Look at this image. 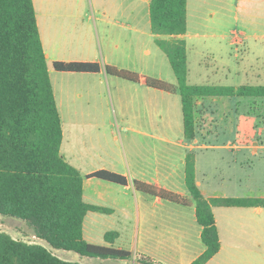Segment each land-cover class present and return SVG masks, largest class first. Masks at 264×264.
<instances>
[{
  "label": "crops",
  "instance_id": "crops-1",
  "mask_svg": "<svg viewBox=\"0 0 264 264\" xmlns=\"http://www.w3.org/2000/svg\"><path fill=\"white\" fill-rule=\"evenodd\" d=\"M33 1L48 64L93 62L101 66V71L98 73L56 71L60 75L57 78V87L54 85L49 68L63 127L61 156L84 177V201L111 210L110 214L100 212L87 214L84 238L88 243L93 244L94 229L91 231V228H87L88 218H91L94 226L101 220L134 222L137 225L135 237L138 248L135 254L131 249L126 250L116 242L120 238L119 232V237L114 243L105 240V244L101 245L129 251L133 259L112 260L85 257L86 264H123V262L137 264L134 258L138 253L148 255L163 264H192L205 252L206 248L201 242L202 227L197 223L196 203L187 187L186 153L182 167L183 186H186L187 191H183V188L177 187L175 171L169 165L164 167L162 173L160 164L159 167L156 165L154 168L152 146L154 140L167 145L171 144L169 129L174 127V122L169 118L165 119L161 114L155 113V98L166 101L169 113L170 104L182 109L181 96L148 87L145 81L148 75L143 73H139L144 78L138 83L120 80V78L112 82L105 78V75L110 76L105 71L106 66H118L117 63H113L111 56L122 55L131 58L135 55L139 37H146L149 40L153 51H146V54L153 57L156 65L166 64V61L170 63L167 54L157 41L186 40L189 35L188 28L185 35L154 34L150 19L151 0ZM94 8L96 15L92 10ZM140 10L148 11L145 17L141 16ZM141 19H147V23L140 24ZM106 25L118 28V34L105 35ZM262 39L256 34L246 35L240 44L258 47L259 42L263 43ZM99 51L102 57H99ZM237 58H240L239 55ZM260 59L261 57L258 56L256 61L258 67L255 70V67L250 66L246 60H241L234 66L227 65L223 67V70L218 69L215 73L216 80L220 81L219 78L222 76L235 81V78L243 75V77L251 78L257 86H264V61L259 62ZM106 83L108 86H113L114 97L123 116L121 122L128 124L122 128V130L125 129V137L127 138V133H130L131 136L135 135L132 138L135 137L136 140L138 137L144 138L146 143H149V154L148 152L140 153L134 148L135 158H132L134 161H131L126 154L123 158L121 138L115 132L113 110L102 101ZM109 91L111 92L110 89ZM126 96H129V99ZM134 112L136 113L133 114ZM125 116L126 118L130 116V119L126 120ZM159 126H164L168 130L155 137L154 128ZM182 134L184 138L179 141V147L185 152L187 148L194 151L195 146L185 145L184 118ZM193 143H197L196 138ZM101 170L125 176L128 179V185L122 186L87 177ZM135 180L180 194L190 201V205L185 207L137 192L133 184ZM198 185H200L199 182ZM217 209L223 216L221 220L217 215ZM213 213L220 236L221 250L207 264H264V206H216L213 208ZM21 235L24 238H36L32 230L30 235L22 233ZM13 237L21 239V236ZM37 240V243H43ZM58 252L61 253H54L60 258L77 262L74 256L68 255L67 252Z\"/></svg>",
  "mask_w": 264,
  "mask_h": 264
},
{
  "label": "trees",
  "instance_id": "trees-1",
  "mask_svg": "<svg viewBox=\"0 0 264 264\" xmlns=\"http://www.w3.org/2000/svg\"><path fill=\"white\" fill-rule=\"evenodd\" d=\"M188 0H151L150 19L156 35L179 36L187 33ZM167 54L177 84L145 77L150 88L180 94L186 140L197 135V107L202 99L221 97L264 98V86L224 87L188 84L185 43L167 46L157 41ZM181 42V43H180ZM59 72L98 73L93 62H55ZM108 75L138 83L140 74L106 66ZM63 127L49 73L33 0H0V215L25 222L37 239H16L0 232V264H80L57 256L54 251L72 252L93 259L131 260L126 250L88 243L84 224L89 212L110 214L111 210L88 204L83 199L81 173L61 156ZM190 155V154H189ZM186 159V182L196 203L197 223L202 227L205 252L192 264H207L221 250V241L212 207H258L264 199H206L197 185L195 162ZM97 178L127 186L120 174L101 170ZM135 190L162 200L189 206L180 194L135 180ZM119 233H106L114 243ZM137 264H163L138 253Z\"/></svg>",
  "mask_w": 264,
  "mask_h": 264
},
{
  "label": "rangeland",
  "instance_id": "rangeland-1",
  "mask_svg": "<svg viewBox=\"0 0 264 264\" xmlns=\"http://www.w3.org/2000/svg\"><path fill=\"white\" fill-rule=\"evenodd\" d=\"M187 9L189 35L183 42L187 49L188 84L224 87L257 86L251 78L243 77V75L235 78L234 81L232 78L227 79L219 74L221 76L219 81L216 80L215 73L218 69L223 70V67L227 65H237L241 60H246L250 66L255 67V70L258 67L257 57H261L259 62L264 61V0H188ZM92 10L96 15V9ZM140 11L142 17H145L148 12ZM139 21L140 24L147 23V19ZM104 28L107 36L118 34V28L115 26L106 25ZM252 34L263 38V43L259 42L258 47L240 44L246 35ZM179 41L182 40L165 41V44L173 46ZM146 51L152 52L153 47L146 37H139L135 55L131 58L115 55L111 56V59L113 63L118 64L119 69L143 73L151 78L177 84L171 64L166 61V64L156 65L153 57L147 56ZM98 54L102 57L100 51ZM238 55L240 58H237ZM49 68L54 85L57 87V78L60 75L52 63H49ZM105 78L112 82L119 80L107 75ZM104 88L105 94L102 101L113 110L115 132L121 138L123 158L126 154L131 161H134L132 160L135 158L134 148L135 151L149 154V143H146L144 138L138 137L136 140L135 137L132 138L135 135L131 136L130 133H127V138L125 137V129L122 130V128L128 124L121 122L123 116L114 97L113 86H108L106 83ZM126 98L129 99V96ZM198 103L197 143L185 140L187 147L195 146L194 151L187 148L185 152L179 147V141L184 138L182 109L170 104L168 113L166 101L155 98V113L161 114L165 119L169 118L174 122V127L169 129L171 144L153 141L154 168L156 165L159 167L160 164L162 173L164 167L169 165L175 171L177 187L187 191L186 186H183L182 161L185 160V153L186 159L190 154L189 157L195 162L194 173L197 185L199 182V190L205 198L209 200L233 197L264 199V98L219 97L202 99ZM125 119H130V116L128 118L125 116ZM167 130L164 126L155 127L154 135L156 137ZM214 207L216 208L214 205L212 209ZM216 212L221 220L223 216L219 209ZM86 224L91 231L94 229L93 244L104 245L105 234L117 231L120 233V238L116 242L126 250L131 249L133 254L137 252L138 245L135 237L137 225L134 222L101 220L94 226L91 218H88ZM0 232H6L15 237L21 236L20 240L24 241H38L35 237L24 238L21 233L31 234L29 226L11 217L0 215ZM223 241L225 243L224 231ZM42 244L47 247L46 243ZM67 254L74 256L81 264L87 263L85 257L72 252Z\"/></svg>",
  "mask_w": 264,
  "mask_h": 264
}]
</instances>
